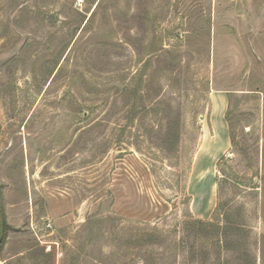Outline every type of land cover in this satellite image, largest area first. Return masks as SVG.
<instances>
[{"label": "rangeland", "instance_id": "1", "mask_svg": "<svg viewBox=\"0 0 264 264\" xmlns=\"http://www.w3.org/2000/svg\"><path fill=\"white\" fill-rule=\"evenodd\" d=\"M75 1L0 0V264H264V0Z\"/></svg>", "mask_w": 264, "mask_h": 264}, {"label": "trees", "instance_id": "2", "mask_svg": "<svg viewBox=\"0 0 264 264\" xmlns=\"http://www.w3.org/2000/svg\"><path fill=\"white\" fill-rule=\"evenodd\" d=\"M181 116L182 115H178V118L174 122H169L168 124V136L167 139H164V144L167 148L171 145L173 146L177 145V143L179 144L181 139ZM223 215L225 216V220H221L219 218H215L214 221H202L193 218L185 220L182 225V236L180 240V247L183 249L184 253L194 255L196 251L195 244H188V240L196 235L197 237L199 236L205 240L202 247L206 250L203 251L206 254L204 258L206 262L204 264H207L209 261L210 251L207 250L211 249L210 247H216V249H218L217 253L220 256L221 254L237 251V248L241 245L242 237L240 234H242V232H246L247 227L241 222L228 219V213ZM6 231L7 225L5 221V235L2 243L0 244V255L6 238ZM250 251L246 250L244 252V255H246L248 259L253 256ZM251 264H256V262L252 260Z\"/></svg>", "mask_w": 264, "mask_h": 264}, {"label": "water", "instance_id": "3", "mask_svg": "<svg viewBox=\"0 0 264 264\" xmlns=\"http://www.w3.org/2000/svg\"><path fill=\"white\" fill-rule=\"evenodd\" d=\"M4 235H5V218L2 207L0 206V244L3 241Z\"/></svg>", "mask_w": 264, "mask_h": 264}, {"label": "built area", "instance_id": "4", "mask_svg": "<svg viewBox=\"0 0 264 264\" xmlns=\"http://www.w3.org/2000/svg\"><path fill=\"white\" fill-rule=\"evenodd\" d=\"M83 3H84V0H76L75 1L76 5H82ZM0 262H1V259H0Z\"/></svg>", "mask_w": 264, "mask_h": 264}]
</instances>
